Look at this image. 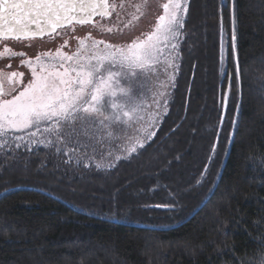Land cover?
I'll use <instances>...</instances> for the list:
<instances>
[{
    "label": "trees",
    "instance_id": "obj_1",
    "mask_svg": "<svg viewBox=\"0 0 264 264\" xmlns=\"http://www.w3.org/2000/svg\"><path fill=\"white\" fill-rule=\"evenodd\" d=\"M231 7L188 0L167 114L114 167L65 163L45 145L0 150V264H245L261 255L264 0H234L239 94Z\"/></svg>",
    "mask_w": 264,
    "mask_h": 264
},
{
    "label": "snow or ice",
    "instance_id": "obj_2",
    "mask_svg": "<svg viewBox=\"0 0 264 264\" xmlns=\"http://www.w3.org/2000/svg\"><path fill=\"white\" fill-rule=\"evenodd\" d=\"M147 4L148 0H0V41H26L30 46L37 37L75 33L77 25H91L111 37L134 29L146 15L142 9ZM161 6L163 11L151 29L127 42L110 43L89 32L73 37L75 49L65 51L69 40L64 39L55 51L34 57L4 44L0 58L20 57L31 75L0 68V150L44 144L67 154L65 163L75 159L78 165L97 154L101 160L113 157L114 149L123 154L114 155L119 161L152 140L168 111L167 89L175 87L172 70H179L176 61L188 0H166ZM113 16L114 23L103 22ZM232 41L235 55V30ZM241 78L237 60L238 94ZM224 100L227 104V93ZM241 106L238 100L237 107ZM107 166L115 165L109 159ZM261 245V255L245 264H264V238Z\"/></svg>",
    "mask_w": 264,
    "mask_h": 264
},
{
    "label": "rangeland",
    "instance_id": "obj_3",
    "mask_svg": "<svg viewBox=\"0 0 264 264\" xmlns=\"http://www.w3.org/2000/svg\"><path fill=\"white\" fill-rule=\"evenodd\" d=\"M118 2V0H117ZM166 2V0H148L147 6L142 9L145 11L146 15L140 18L134 29L132 30H125L123 33H117L113 36H109L107 33H101L96 29H93L91 25H77L75 33L69 32L67 36L63 37H56L50 38L48 36L44 38H36L33 40L29 46L28 42L26 41H16V40H8V41H0V50H2V46L7 44L8 46L12 47L14 51H22L26 54V57H34L36 54L45 52L48 50L55 51L57 47H59L64 39L69 40V46L66 47L64 50L68 51L69 48L75 49L77 41L73 37H83L86 33L91 32L92 36L96 39H107L110 43H121L127 42L133 37L140 35L142 32H147L151 29L152 25L155 22V18L160 15L163 11L162 3ZM111 20L113 23L115 22V17H110L108 20L103 21L104 23H108ZM227 39L224 34L223 36V43H222V68H224L225 63V56H226V47H227ZM20 57H11V58H0V68H4L6 71H20L24 72L27 77H30V71L23 65L20 64ZM11 64V68H7L6 66ZM174 71V70H172ZM223 73V72H222ZM161 80H165L164 76L160 77ZM26 83V80L24 81ZM163 90V89H162ZM171 88L167 89L168 95H170ZM149 99L151 97V93L148 94ZM155 106L152 105V108ZM162 111V110H161ZM120 143V142H118ZM26 145V144H25ZM35 145H44V144H35ZM35 145H28V146H35ZM121 154L119 149H114L113 157H107L101 160L100 155L95 156L94 162L95 164L100 163L101 165L106 166L108 164V160L110 159L112 163H115L117 160L114 159V155Z\"/></svg>",
    "mask_w": 264,
    "mask_h": 264
},
{
    "label": "water",
    "instance_id": "obj_4",
    "mask_svg": "<svg viewBox=\"0 0 264 264\" xmlns=\"http://www.w3.org/2000/svg\"><path fill=\"white\" fill-rule=\"evenodd\" d=\"M232 1V16H231V31H232V36H233V31L235 30V23H233V19L235 20V12H234V0H231ZM94 19H99L98 17H96V18H94ZM46 37V36H45ZM37 38H39V37H37ZM232 43H233V41H232ZM232 53H233V50H232ZM233 59H234V63H235V67H236V62H237V60H238V53H237V46H236V53H235V55L233 54ZM239 93H240V89H239ZM238 111H239V108L237 107V109H236V114H238ZM236 125V124H235ZM235 125H234V127H235ZM233 140H234V131H233V133L230 135V137H229V142H228V146H227V151H226V154H225V157H224V160H223V164H222V166H221V170H220V172L218 173V177H217V179H216V182H215V185H216V183L219 181V178H220V176H221V171L223 170V168H224V163L226 162V160H227V157H228V154H229V152H230V149H231V146H232V143H233ZM215 185H214V187H215ZM214 187H213V189H214ZM211 190L210 191V193L208 194V196L203 200V202L199 205V207L193 212V213H195L196 211H198V209H200L203 205H204V203L207 201V199L210 197V195L212 194V192L214 191V190ZM118 222V221H117ZM125 224V223H124ZM127 224V223H126ZM128 225H136V224H131V223H129ZM136 226H138V227H146V228H153V227H150V226H139V225H136Z\"/></svg>",
    "mask_w": 264,
    "mask_h": 264
}]
</instances>
